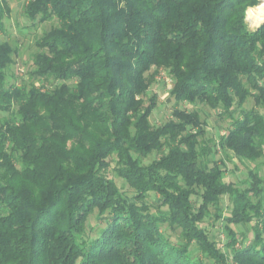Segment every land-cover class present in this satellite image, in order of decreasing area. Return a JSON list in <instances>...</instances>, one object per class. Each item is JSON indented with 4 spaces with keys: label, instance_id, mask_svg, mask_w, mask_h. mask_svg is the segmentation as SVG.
Returning a JSON list of instances; mask_svg holds the SVG:
<instances>
[{
    "label": "trees",
    "instance_id": "1",
    "mask_svg": "<svg viewBox=\"0 0 264 264\" xmlns=\"http://www.w3.org/2000/svg\"><path fill=\"white\" fill-rule=\"evenodd\" d=\"M256 2H25L29 20L58 21L36 40L29 71L57 84L9 83L13 48L0 40V264H264V177L250 169L240 185L226 181L211 158L216 148L264 156V22L250 29L245 17ZM7 11L0 0V33ZM161 67L170 97L218 110L224 133L204 137L198 111L182 108L150 123V71ZM112 158L130 193L108 176ZM94 210L104 225L89 237ZM211 217L230 255L201 225ZM242 223L253 235L236 247Z\"/></svg>",
    "mask_w": 264,
    "mask_h": 264
},
{
    "label": "rangeland",
    "instance_id": "2",
    "mask_svg": "<svg viewBox=\"0 0 264 264\" xmlns=\"http://www.w3.org/2000/svg\"><path fill=\"white\" fill-rule=\"evenodd\" d=\"M26 1L27 0H6L8 11L4 17V32L0 33V40L7 41L13 48L11 63L7 68L8 81L9 83L14 82L16 84L33 83L35 86L42 85L44 89H50L57 84L56 81L34 78L30 75L29 71L33 68V56L38 51L36 40L51 26L56 25L58 21L56 18L43 22L29 20L23 12ZM262 4H264V0H257L254 5L249 6L246 9V23L250 29H254L264 22V17L258 22H255L256 19L253 16L249 17V15H252V10L253 12H256L258 7ZM262 8L264 9V7ZM150 73H152V82L148 87L147 95L156 94L157 98L156 106L149 117L150 123L153 126L160 125L163 122L172 119V111L176 108H182L198 111L200 120L206 131L204 137L215 139L219 134L224 133L225 128L229 124V119L226 116H220L218 110L211 109L204 103L197 102L193 104L186 101L176 102L169 95L172 80L169 77L167 70L161 67L154 71L151 70ZM253 104V100L248 98L244 103V107L249 108L252 107ZM7 117V112H0V122ZM159 155L160 153L153 151L141 160L146 164ZM211 158L217 162H219V160L223 161V164L226 167V181H232L240 185L242 181L246 179L247 171L250 169L257 170L259 174L264 177V156L255 161L240 160L232 151H223L216 148L211 153ZM114 160L115 159L112 158L106 172L109 177L116 181L121 190L130 193V189L127 187L124 180L118 177L114 172ZM153 197L154 196H152V198ZM229 204L230 202L227 199V196L220 197V206L223 209L222 214H226ZM211 210L214 211V208H211ZM102 225H104L103 219L98 218L96 210H94L87 218L85 235L89 237L93 236L96 233V230ZM201 225L210 233V237L216 241L218 247L230 255V251L226 246L228 236L223 227V220H215L211 217L205 219ZM232 227L238 231V239H240V244L236 243L235 246L240 247L241 244H248L253 235L250 231V225L242 223ZM166 231L169 232L172 241L177 239L178 230L167 229ZM243 237L244 240L242 241Z\"/></svg>",
    "mask_w": 264,
    "mask_h": 264
},
{
    "label": "built area",
    "instance_id": "3",
    "mask_svg": "<svg viewBox=\"0 0 264 264\" xmlns=\"http://www.w3.org/2000/svg\"><path fill=\"white\" fill-rule=\"evenodd\" d=\"M263 19V18H262Z\"/></svg>",
    "mask_w": 264,
    "mask_h": 264
}]
</instances>
